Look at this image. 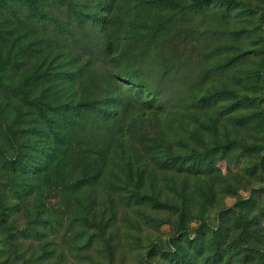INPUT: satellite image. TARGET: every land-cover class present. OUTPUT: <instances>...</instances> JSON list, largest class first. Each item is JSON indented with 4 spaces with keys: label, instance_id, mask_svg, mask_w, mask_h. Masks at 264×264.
Wrapping results in <instances>:
<instances>
[{
    "label": "rangeland",
    "instance_id": "rangeland-1",
    "mask_svg": "<svg viewBox=\"0 0 264 264\" xmlns=\"http://www.w3.org/2000/svg\"><path fill=\"white\" fill-rule=\"evenodd\" d=\"M98 1L0 7V264H264V0Z\"/></svg>",
    "mask_w": 264,
    "mask_h": 264
},
{
    "label": "trees",
    "instance_id": "trees-1",
    "mask_svg": "<svg viewBox=\"0 0 264 264\" xmlns=\"http://www.w3.org/2000/svg\"><path fill=\"white\" fill-rule=\"evenodd\" d=\"M58 0H0V7L3 8L4 10L9 11L11 14L13 15H17L20 14L23 17H30L33 18L35 20H40L42 17H48L45 15V12L42 11L43 8L47 7L48 5H50L51 3H54ZM199 1H203V0H199ZM64 2V0H63ZM114 3V0H99L97 2V4L99 6H106V5H111ZM76 14V13H75ZM86 14V16L88 17V19L90 20H104L105 18L103 15H97L94 12H89V13H84ZM118 76H120L121 78H119V80H127L128 82H130L131 84H134L136 86H140L141 81L139 79H141V77L137 74L136 76L134 75V71H125V72H119L117 73ZM116 74V75H117ZM142 80V79H141ZM90 105L93 106V103H91ZM94 107V106H93ZM76 107H71L68 110L64 111L61 113L60 118L63 121L67 122L68 126H71L74 122H75V111ZM65 134H62V136H64ZM16 161H18V157L16 155L12 156L9 159L10 164H14L16 163ZM35 164V163H33ZM42 168V167H41ZM203 233H201V238H199L200 240H197L196 238H190V237H186L187 241L190 242V244L192 245L193 243L195 244V246H198L199 244H202V235ZM200 237V236H198ZM192 241V242H191ZM173 255V253H172Z\"/></svg>",
    "mask_w": 264,
    "mask_h": 264
}]
</instances>
